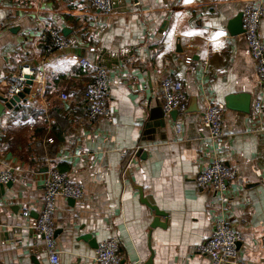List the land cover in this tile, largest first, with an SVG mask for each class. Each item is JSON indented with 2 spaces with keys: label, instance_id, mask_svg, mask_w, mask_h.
<instances>
[{
  "label": "crops",
  "instance_id": "obj_1",
  "mask_svg": "<svg viewBox=\"0 0 264 264\" xmlns=\"http://www.w3.org/2000/svg\"><path fill=\"white\" fill-rule=\"evenodd\" d=\"M252 6L264 0H113L105 16L85 0H0V97H12L7 81L22 68L45 79L0 116V176L14 178L0 182V264H48L35 223L51 169L85 190L78 202L56 199L61 264H95L112 237L121 264H210L194 248L223 218L243 238L241 264H264V93L244 33L229 31ZM47 29L72 47L39 42ZM259 29L264 43V14ZM72 54L109 71L114 120H89L93 76ZM169 77L183 83L185 113H165ZM211 105L224 108L222 146L203 126ZM215 160L238 172L224 195L195 184ZM150 206L165 215L155 227Z\"/></svg>",
  "mask_w": 264,
  "mask_h": 264
},
{
  "label": "built area",
  "instance_id": "obj_2",
  "mask_svg": "<svg viewBox=\"0 0 264 264\" xmlns=\"http://www.w3.org/2000/svg\"><path fill=\"white\" fill-rule=\"evenodd\" d=\"M85 3L105 16L113 14V0H85ZM263 14L264 10L261 6L249 7L244 12L243 27L251 57L257 65L261 90L264 93V43L259 31ZM163 34L165 35V33ZM38 40L41 43L50 42L60 50H69L72 47V43L54 29H47L40 33ZM71 57L80 67L91 72L93 76L92 81L86 85L84 97L89 120L92 122L101 119L114 120L115 110L109 104L111 90L109 71L87 58L73 54ZM185 62L188 65L191 64V56L186 57ZM27 77H33L32 86H36V92L40 91L45 81L44 77L37 74L30 67H25L19 73L11 75L7 81L12 96L19 95L28 86ZM161 95L165 113L169 114L173 111L185 113L188 110L189 99L180 80L171 77L164 79L161 85ZM61 99L67 101L68 96L62 94ZM254 110L256 113L262 111L260 100L254 104ZM203 126L207 130L212 144L222 146L226 137L224 108L219 105L209 106L203 114ZM237 178V170L219 160H215L200 171L195 179V184L199 190L224 195L237 181ZM13 181V175L8 171L0 176L2 184ZM58 197L78 202L85 197V190L83 186L74 182L68 174L51 169L48 171L45 181L43 208L35 223V230L42 236L47 249L48 264H61L54 227L56 199ZM25 215H28V213L25 212ZM242 242V236L232 229L227 219L223 218L215 221L212 236L206 242L196 246L194 251L199 255L207 256L210 264H241L239 245ZM119 245L120 242L117 237L104 241L94 255L95 264H121L118 257Z\"/></svg>",
  "mask_w": 264,
  "mask_h": 264
},
{
  "label": "water",
  "instance_id": "obj_3",
  "mask_svg": "<svg viewBox=\"0 0 264 264\" xmlns=\"http://www.w3.org/2000/svg\"><path fill=\"white\" fill-rule=\"evenodd\" d=\"M243 17L244 14H240L239 16H237V18L235 20L232 21V23L230 24L229 27V31L232 35H240L243 34L245 32L244 27H243ZM66 30H64V33L66 35ZM27 85L28 87H26L19 95L17 96H12L10 98H4V97H0V116L3 114V112L11 107V106H15L18 103H20L23 99H25V97L27 95H29L31 93V86L33 85V77H27ZM1 186V185H0ZM7 188L10 186V184H6ZM144 199V198H143ZM74 201V200H72ZM145 204L149 205V203L144 199L142 200ZM75 202V201H74ZM151 207V206H150ZM151 210L155 212L156 215V220L154 222V226L156 225H160L159 223V219L163 216H165L162 212H160L157 208L151 207Z\"/></svg>",
  "mask_w": 264,
  "mask_h": 264
}]
</instances>
